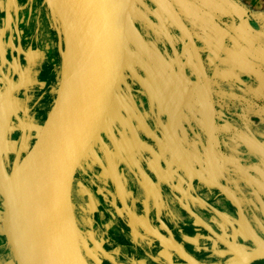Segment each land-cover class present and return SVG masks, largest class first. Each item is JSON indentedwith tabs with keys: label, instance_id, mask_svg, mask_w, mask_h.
Returning a JSON list of instances; mask_svg holds the SVG:
<instances>
[{
	"label": "flooded vegetation",
	"instance_id": "obj_1",
	"mask_svg": "<svg viewBox=\"0 0 264 264\" xmlns=\"http://www.w3.org/2000/svg\"><path fill=\"white\" fill-rule=\"evenodd\" d=\"M8 6L10 9L0 13V89L11 78L18 84V101L4 146L6 158L13 160L24 123H45L56 99L61 68L58 41H54V33L48 38L47 31L41 29L37 13H31V3L25 8L12 0ZM159 60L161 70L157 71V66L151 71L149 65L151 73L123 66L114 96L117 112L113 124L122 125L118 139H111L107 129L98 146L104 150L99 151L101 156L118 161L126 189L131 188V200L139 188L143 190L137 199L140 213L135 215L132 206L139 247L123 255L120 263L191 264L189 259L225 263L237 252L239 260L245 259L248 255L244 251L264 248V232L260 228L257 234L248 232L250 222L254 227L260 224L230 184L215 174L212 153L204 152L197 139H188L187 100L180 104L182 90L177 81L173 83L176 76L169 57ZM127 80L131 92L125 87ZM37 133L33 132L32 143ZM212 178L234 192L242 210ZM243 264H264V257L250 258Z\"/></svg>",
	"mask_w": 264,
	"mask_h": 264
},
{
	"label": "crops",
	"instance_id": "obj_2",
	"mask_svg": "<svg viewBox=\"0 0 264 264\" xmlns=\"http://www.w3.org/2000/svg\"><path fill=\"white\" fill-rule=\"evenodd\" d=\"M172 2L193 39L187 47L189 78L195 81L202 74L199 85L206 88V98L196 87V102L189 101L187 137L212 153L215 174L230 184L260 224L258 219L264 218V24L249 17L240 0ZM21 4L26 8V2ZM153 50L166 55L162 47ZM84 170L73 189L84 234L82 249L92 264L119 263L139 247L132 206L135 215L140 213L137 199L143 190L139 188L130 199L131 188L126 189L115 157L97 153ZM0 264H21L1 225Z\"/></svg>",
	"mask_w": 264,
	"mask_h": 264
},
{
	"label": "water",
	"instance_id": "obj_3",
	"mask_svg": "<svg viewBox=\"0 0 264 264\" xmlns=\"http://www.w3.org/2000/svg\"><path fill=\"white\" fill-rule=\"evenodd\" d=\"M48 1L56 8L63 28V37L60 36L63 46L59 49L60 81L56 88V99L45 123H24L13 160L6 158L8 155L4 146L18 101L15 95L18 84L11 78L8 85L0 89V187L5 203V238L21 264H67L54 252L51 245L59 231L68 223L75 238L76 252L80 256L84 255L72 202L73 179L85 153L107 118L128 48L126 29L132 0ZM79 2L92 5V35L83 51L75 53L69 60H64L62 52L67 45L64 21L67 18L74 19L73 4ZM172 10L178 17L177 10L173 7ZM176 21L186 35L185 46L193 44L189 28L184 22L178 19ZM80 85L87 86L91 102L85 116L74 122L67 117L66 107L72 100L73 88ZM33 132L38 133L32 143L35 136ZM47 135L57 143L58 149L49 165L50 186L47 191L41 192L31 182L18 180L15 173L25 154ZM212 180L217 187L229 193L237 207L242 210L234 192L214 178ZM16 223L23 230L24 247L15 236ZM244 253L248 255L247 258L239 260L237 252L236 257H231L225 263H205L192 259L189 261L191 264H243L250 258L264 257V248Z\"/></svg>",
	"mask_w": 264,
	"mask_h": 264
},
{
	"label": "rangeland",
	"instance_id": "obj_4",
	"mask_svg": "<svg viewBox=\"0 0 264 264\" xmlns=\"http://www.w3.org/2000/svg\"><path fill=\"white\" fill-rule=\"evenodd\" d=\"M0 1L2 3L0 13H3V11L6 8H7L6 10H8V8L10 7L8 5L11 4L12 0H0ZM23 1L26 2L27 5L28 3H31V13L32 14L37 13L38 20L40 21L39 23H41L40 24L41 29L47 31L48 38H49V34L54 33L55 35L54 41L56 42V39L58 41V51L60 56L59 49L61 45L63 46V43L62 44L60 43V36L63 37L62 35L63 32H60V30L63 31V28L60 24V20L58 18V12L56 8L52 6L48 0H15V3L19 5V3L21 4ZM240 1L245 11L249 15L251 13L249 17L255 18L260 24H264V0H240ZM8 2L9 4L7 5ZM172 7L175 10H177L171 0H132L131 7L128 12V24L126 29L128 48L123 66L126 67L129 66V69L133 72H138L139 70H145L146 72L151 73L149 65L151 66V71H155L153 67L157 68V66H159L158 65L160 63L159 59L164 56H165L164 58L169 57L172 67L171 68L172 74L175 73L176 76L175 78L174 75L172 77L173 83L177 81L182 90V100L180 104L182 105L187 100L185 107V111H186L187 107H189V101H191V103L196 102L195 88L196 87L200 88L205 98H206V94H205L206 88L202 89L200 87V85H202V77H200L202 76V74L200 76L198 75L199 77H196L195 81H192L189 78L191 66H189L188 64L189 61L188 58L189 56L187 53L188 46L187 47L185 46L187 41L186 35L176 21L178 19L184 22V20L180 16L178 10L177 12L179 18L175 15L174 11L172 10ZM31 20H34V17H32ZM16 28L19 31L17 24H16ZM26 29L28 28L26 27ZM153 42H157V43H153ZM153 47H157V48L162 47V50L166 51L167 56L165 54L164 56L155 54ZM160 70L161 69L159 66V68H157V71ZM125 87H128L129 92L132 91L131 88L132 86L128 82V80L126 82ZM125 92L127 93L128 91ZM191 94L194 95V97H192V99L194 100L191 99ZM127 97L129 98V96ZM121 99H122V103L125 104L126 98L122 97ZM115 101L116 100H114L113 98L112 100L113 104L111 103L112 105L108 110L107 118L103 122L99 133L94 138L95 140L92 141L90 147L85 153L81 163L79 164L76 170L77 172L75 173L73 179L72 202L77 220L81 247L85 243H84V239H82V236H84V234L82 235L78 223L77 214L79 211L76 209V207L78 208V204H75L73 201L75 182L79 174L82 173V171L83 172L85 171L84 169L87 162L89 161V158L96 157L97 153H99L100 150L104 152L103 148L101 149L98 148L99 145H102L103 139H105L102 136L103 132H106L108 129L110 130L109 132L110 138L114 139L115 141L118 139L117 138L118 129L121 128L122 125H120L121 124L120 123L119 127H116L117 123H115V125L113 124V120L117 112L116 111L117 108H115L116 105ZM129 119L132 120L133 118L130 117ZM105 143L107 142L105 141ZM4 204H5L4 198L0 187V213H2V215L0 216V225L2 227L3 232L5 233L4 223H2V217H4ZM258 220H260L261 222L260 225H258V227H254L253 225H251L250 222V226H249L250 229L247 228L248 232L250 231V233L253 235L257 234L256 230H258L259 228L262 232H264V218L263 220L261 218H259ZM9 245L11 246L10 243Z\"/></svg>",
	"mask_w": 264,
	"mask_h": 264
},
{
	"label": "bare ground",
	"instance_id": "obj_5",
	"mask_svg": "<svg viewBox=\"0 0 264 264\" xmlns=\"http://www.w3.org/2000/svg\"><path fill=\"white\" fill-rule=\"evenodd\" d=\"M88 4V3H87ZM74 19L64 21L67 45L62 52V58L69 60L75 53H79L88 45L92 31V5L74 3ZM56 28V27H55ZM60 32H63L60 30ZM84 85L76 86L72 90V100L66 107L67 117L71 121L82 119L90 108L91 96ZM58 149L57 143L49 136H45L35 147L22 158L15 176L18 180L31 182L38 191L45 192L50 186V161ZM211 176V173H209ZM5 226V212L2 217ZM15 236L24 247L23 230L16 223ZM51 248L67 264H91L86 256L76 252L75 238L71 226L66 224L58 233Z\"/></svg>",
	"mask_w": 264,
	"mask_h": 264
}]
</instances>
